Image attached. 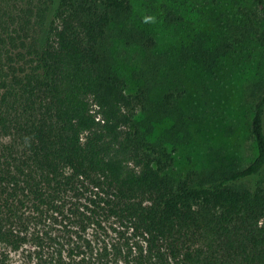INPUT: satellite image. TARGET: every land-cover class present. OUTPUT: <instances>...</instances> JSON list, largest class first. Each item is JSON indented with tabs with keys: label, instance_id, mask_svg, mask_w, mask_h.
Returning <instances> with one entry per match:
<instances>
[{
	"label": "trees",
	"instance_id": "1",
	"mask_svg": "<svg viewBox=\"0 0 264 264\" xmlns=\"http://www.w3.org/2000/svg\"><path fill=\"white\" fill-rule=\"evenodd\" d=\"M132 1L0 0V264H264V72L245 87L253 158L177 170L152 135L168 118L189 137L179 65L147 37L129 78L106 47ZM227 7L223 37L183 41L192 69L264 47V0Z\"/></svg>",
	"mask_w": 264,
	"mask_h": 264
},
{
	"label": "rangeland",
	"instance_id": "2",
	"mask_svg": "<svg viewBox=\"0 0 264 264\" xmlns=\"http://www.w3.org/2000/svg\"><path fill=\"white\" fill-rule=\"evenodd\" d=\"M230 0H133L132 13L124 22H115L106 47L120 58L116 66L127 76L138 69L142 58L139 48L143 40L152 37L158 51L171 65H179L173 80H181L187 89L179 104L187 121L189 137L178 143L172 135L173 122L168 118L156 124L152 138L175 145L174 166L179 171L204 170L233 162L245 164L253 158L255 149L249 134L251 106L245 99V87L264 72V47L252 53L248 48L237 49L223 60L213 73L192 69L180 58L179 51L188 35L223 37L228 24ZM167 6V10L163 6ZM166 12L178 20L170 23ZM180 18V19H179ZM226 24V23H225ZM224 30V33H223ZM231 58V59H230ZM133 84V83H132ZM173 144V145H172Z\"/></svg>",
	"mask_w": 264,
	"mask_h": 264
}]
</instances>
